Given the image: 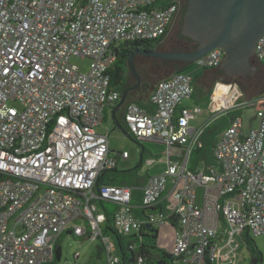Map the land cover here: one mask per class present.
I'll return each instance as SVG.
<instances>
[{
	"label": "built area",
	"instance_id": "1",
	"mask_svg": "<svg viewBox=\"0 0 264 264\" xmlns=\"http://www.w3.org/2000/svg\"><path fill=\"white\" fill-rule=\"evenodd\" d=\"M158 1L0 0V264H49L65 231L102 237L107 264H120L101 229L106 217L98 201L118 205L114 228L122 235L178 213L171 264H219L236 254L237 235L264 234V106L258 127L245 132L238 118L221 134L216 165L192 171L203 128L190 124L202 108L181 107L194 92L188 72L158 82L151 109L126 105L129 134L166 148V167L148 176L140 203H134L136 187L98 184L101 172L129 158L127 151L113 156L108 135L98 131L107 107L121 98L111 88L109 67L121 45L159 38L172 25L177 1ZM72 57L90 58L89 72ZM223 58L215 48L194 64L219 67ZM255 58L264 62V34ZM217 84L228 98L240 89ZM242 93L234 94L232 107ZM137 209L145 211L142 217ZM221 222L227 227L220 246Z\"/></svg>",
	"mask_w": 264,
	"mask_h": 264
},
{
	"label": "rangeland",
	"instance_id": "2",
	"mask_svg": "<svg viewBox=\"0 0 264 264\" xmlns=\"http://www.w3.org/2000/svg\"><path fill=\"white\" fill-rule=\"evenodd\" d=\"M178 28L179 26L177 23L171 25V29L166 37V40L160 49L170 50L174 45L183 46L182 43H174V40L172 39L175 38ZM192 46L193 45H191V47ZM137 56L135 61L137 62L138 69L142 73L141 80L144 82V85L146 84L147 86L149 84L150 87L152 86L150 90L142 91L144 92V95H148L159 80L168 76V68L157 58L144 55ZM71 62L77 65L83 73H87L90 70L91 59L88 57H72ZM251 63L254 64L252 60ZM197 68L198 67L195 64H192L187 70L192 75H195L198 73ZM261 74L264 75V70L256 75L251 74L245 77L235 76L229 79H220V82L232 83L233 85L237 84L243 93L242 95H239V97L237 95L238 99L235 106L232 107L231 104L234 100V95L232 100L228 101L226 105L223 103L225 110L219 111V114L222 115L223 112L226 114V112L230 110L239 108L241 110L239 115L243 120V128L245 132H249L251 128H256L259 125L257 112L258 109L264 105V102H257L258 99H261L260 97H264V91L261 92L264 90V80H260L259 77ZM218 80L219 79L214 80L212 77H200L197 80L198 86L195 88V92L192 94L193 96L188 98V100L186 99V102L190 103L189 108L192 109L194 105H199L202 108V112L196 115V118L192 120L193 123L196 121V126H198V122H200L204 116H206L207 119L212 116L209 112V107L205 106V103H207L208 99L211 98L210 95H214V93H216V97L213 102L214 108H218L224 99L228 100V96H225L227 92L221 91V88H219V85L217 84L219 83ZM139 89L140 87L137 91H139ZM240 89L236 88L234 92H238ZM11 104L20 107L18 102H11ZM226 106L230 108H226ZM107 108L106 117L104 118L101 126L98 127V131L108 135L113 156L124 151L129 153L128 159L120 157L118 160L116 170L120 171L118 173L119 179L123 181H132L139 180L141 178V180H143L150 174L163 171L166 166V148L160 143L137 141L134 138L128 137L122 129L116 126L112 117V108ZM124 125L127 129L126 123H124ZM142 155L143 161L142 164L139 165ZM173 158L178 159V156L174 155ZM135 167H137V169L133 174L123 175V171L130 170ZM192 167L193 163L190 160L189 168L192 169ZM197 167L203 170L205 169V164H199ZM170 187L171 183L169 182L168 189H170ZM104 204L109 210L117 209V206L114 203L105 202ZM97 209L98 212H104V208L101 203L97 204ZM84 224L87 226L88 222H84ZM103 226L104 225H102V229L104 228ZM226 227L227 226L224 222L220 223V236H222L218 239L220 246L224 244V240L226 239L224 234ZM103 233L106 238L114 242L115 246L111 252L115 255H119L118 238L116 235L112 231H103ZM156 239L158 248L165 249L173 256L175 255V228L170 225V222L160 225V235ZM58 243L62 249V256L60 259L55 257V264H107L108 252L104 248L101 249L104 245L102 237L84 239L83 237H78L68 231H65L60 235ZM234 243L239 244V247L235 250L236 254L232 257L224 258L219 264H250L251 259L254 256L262 257L263 261L261 264H264V234L254 235L251 233L248 235L244 232L242 237L239 235L235 237ZM225 253L226 251H224V254Z\"/></svg>",
	"mask_w": 264,
	"mask_h": 264
},
{
	"label": "trees",
	"instance_id": "3",
	"mask_svg": "<svg viewBox=\"0 0 264 264\" xmlns=\"http://www.w3.org/2000/svg\"><path fill=\"white\" fill-rule=\"evenodd\" d=\"M176 0H159L155 5H168ZM183 23V18L181 19L180 26H179V36L182 39H187L189 42H194L190 38H187L181 31ZM171 29V26L167 29L165 34H163L159 38H155L152 40H137L134 42H127L121 45L116 51V60L115 62L109 67V74L111 75V88L118 90L119 93L122 95V93L129 87L133 86L135 84L136 79L133 76L130 66H129V56L139 50H153V49H160L163 45V43L166 40V37ZM197 47V43L195 42L194 46L190 48L189 50H193ZM161 50V49H160ZM138 57V56H137ZM164 66L168 68V76L179 72H188V68L192 65L191 63L181 62V61H173V60H166L161 61ZM261 62L260 68L264 70V62ZM136 67L137 62L135 61ZM212 68L217 67H210V68H204L199 73L194 76V80L197 78L203 76V74H206L207 77H212L215 79H222V76H224V70H218L215 71ZM138 69V67H137ZM211 69V70H210ZM139 74L142 77L141 71L138 69ZM166 77V78H167ZM227 78V77H226ZM229 79V78H227ZM162 80V79H161ZM264 80V79H262ZM215 81V82H218ZM151 85V84H150ZM264 85V82H263ZM152 87V86H151ZM149 84L146 86V84L139 89V91H132L129 93L127 100L125 101L124 105L121 107L122 113L117 110L116 116L119 118V116L122 114L123 120H122V126L126 129L124 125V114L126 110V105L130 103L131 101H136L143 107H149V102L147 104H144L142 99L151 101V94L154 90L155 86L152 88V91L148 95H144L142 91L150 90L151 88ZM149 88V89H148ZM262 90L261 92H263ZM211 92V91H210ZM261 98V97H260ZM119 102V101H118ZM118 102L113 105L109 106L110 108L114 109L115 106L118 104ZM151 109V107H149ZM240 109L236 108L233 110L228 111L226 114L221 115L214 123L210 124L204 129V132L201 137V143L202 146H199L194 149V151L191 154L190 160L193 163L192 171H196L198 169L199 164H205V167L208 168L210 166L216 165V160L214 158L213 149L219 140L221 134L226 130L227 127H229L238 117L240 116ZM106 117V116H105ZM114 117V112H113ZM119 120V119H118ZM117 125V122L115 123ZM128 130V129H126ZM137 167L123 171V175L133 174ZM120 171L116 170L115 168L105 170L101 172L98 180V184H110V185H127L136 187L134 190V203H140L142 199V187H144L145 182L147 180L141 178L139 180H132V181H123L119 179V173ZM149 176V175H148ZM105 202L109 201H98V203H101L104 208L105 214V220L101 223V229L102 225H104L102 231H112L116 237L118 238V250L119 255L121 256V263L120 264H139V260L142 259L145 264H171L174 261V256L167 252L165 249H160L157 246V239L159 237L160 233V225H144L141 230L138 233L130 234V235H122L117 233V231L114 228V215L117 209L109 210L105 206ZM113 203V202H110ZM162 206V204L160 205ZM158 206V207H160ZM137 214L141 215V217L144 215V210L137 209ZM101 212V211H100ZM166 222H170V225L172 227L179 226V215L178 213H174L172 216L168 217ZM165 222V223H166ZM69 233L73 234V232L68 231ZM247 233V232H246ZM248 234V233H247ZM249 235V234H248ZM76 236V235H75ZM86 238H91V231H89L86 235L78 236ZM59 240V239H58ZM105 249V245L101 247V249ZM106 250V249H105ZM62 256V249L60 244L57 241L56 247H55V257L57 259H60ZM54 257V260H52L49 264H55L56 259ZM263 261L262 257L254 256L251 259L250 264H261Z\"/></svg>",
	"mask_w": 264,
	"mask_h": 264
},
{
	"label": "water",
	"instance_id": "4",
	"mask_svg": "<svg viewBox=\"0 0 264 264\" xmlns=\"http://www.w3.org/2000/svg\"><path fill=\"white\" fill-rule=\"evenodd\" d=\"M182 33L197 43L193 50H139L129 56V66L136 84L127 88L114 108L117 127L133 138L116 116L130 92L141 87V75L135 64L137 55L194 64L215 48H221L222 69L228 74H253L251 64L257 40L264 34V0H189ZM143 155L140 164H142Z\"/></svg>",
	"mask_w": 264,
	"mask_h": 264
},
{
	"label": "flooded vegetation",
	"instance_id": "5",
	"mask_svg": "<svg viewBox=\"0 0 264 264\" xmlns=\"http://www.w3.org/2000/svg\"><path fill=\"white\" fill-rule=\"evenodd\" d=\"M177 1V3H178V11L176 12V14H175V16H174V19H173V22H172V24H174V23H177V25L178 26H180V22H181V19L184 17V14L187 12V9H188V5H189V0H176ZM178 32H179V28H178V30H177V32H176V36H175V38H172L173 40H174V43H182L183 44V46L181 47V46H173V47H171V49L170 50H189L190 48H192L193 46H194V44H195V42H189L187 39H182V38H180V36H179V34H178ZM191 45H193L192 47H191ZM162 50V49H161ZM139 56V55H138ZM144 56H146V55H144ZM255 55H253L251 58V60H252V62L254 63V64H252V65H254L255 67H256V69L254 70V75H256V74H258V73H261L262 72V68H260V67H262L261 66V62L260 61H258L255 57H254ZM150 57V56H149ZM157 59H159V58H157ZM159 60H161V61H166V60H163V59H159ZM212 69H214L215 71H218V70H221L222 69V67H221V65L219 66V67H217V68H212ZM211 70V69H210ZM223 70V69H222ZM224 77L222 76V78H233V77H235V76H239V77H245V76H247V75H249V74H243V75H240V74H233V75H231V74H228V73H226L225 71H224ZM262 75V74H261ZM259 75V77H260V80H262V79H264V75ZM135 84H136V82H135ZM135 84H133V85H135ZM144 86V82L142 81V84H141V87H143ZM140 87V88H141ZM119 121H120V123L122 124V114L119 116Z\"/></svg>",
	"mask_w": 264,
	"mask_h": 264
},
{
	"label": "crops",
	"instance_id": "6",
	"mask_svg": "<svg viewBox=\"0 0 264 264\" xmlns=\"http://www.w3.org/2000/svg\"><path fill=\"white\" fill-rule=\"evenodd\" d=\"M255 55V54H254ZM201 70H203V69H199V68H197V71H198V73L201 71ZM188 73H190V72H188ZM172 76V75H171ZM170 76V77H171ZM194 76H196V74L195 75H193V87H194V92H195V88L198 86L197 85V80L200 78H197L196 80H194ZM203 76L205 77L206 76V74H203ZM202 77V76H201ZM207 77V76H206ZM168 78V77H167ZM164 79H166V78H164ZM163 80V79H162ZM161 80H159L158 82H160ZM157 82V83H158ZM156 83V84H157ZM156 86V85H155ZM194 92H193V94H194ZM243 92V91H242ZM209 93V92H208ZM193 96V95H192ZM192 96H190V97H192ZM190 97H188V98H190ZM211 97V98H210ZM210 99H208V101H207V103H205V106H207V107H209V112L212 114V116L210 117V118H208L207 119V117L206 116H204V118L200 121V122H198V126H196V121H195V123H193L192 122V120H194L195 118H196V115L193 117V118H191L190 119V124H191V126L192 127H194V128H196V129H199V128H203V132H204V129L207 127V126H209L210 124H212V123H214L219 117H221V114H219V111H222V110H220V107H221V105L218 107V108H214L213 107V102H214V100H215V97H216V93H214V95H210ZM263 97V96H262ZM261 97V98H262ZM188 98H185L184 99V101H183V103H182V105H181V107H189L190 106V103H187L186 102V99L188 100ZM142 101H143V103L144 104H147L148 102H149V107H151V103H150V101H148V100H145V99H142ZM131 102H136V101H131ZM148 105V104H147ZM195 106V105H194ZM197 106H199V105H197ZM264 106V105H263ZM149 107H147L146 106V108H149ZM200 107V106H199ZM201 108V107H200ZM108 109V108H107ZM106 109V110H107ZM150 109V108H149ZM106 110H105V115H106ZM119 111L122 113V110H121V108L119 109ZM113 112H114V109H112V117H113ZM202 112V111H201ZM200 112V113H201ZM199 113V114H200ZM227 113V112H226ZM198 115V114H197ZM222 115H224V112H223V114ZM105 118V117H104ZM118 118V117H117ZM238 118H240L241 120H242V118L239 116ZM113 120H114V117H113ZM122 120H123V117H122ZM115 121V120H114ZM243 121V120H242ZM115 123H116V121H115ZM124 123H125V121H124ZM117 126V125H116ZM128 131V130H127ZM203 134V133H202ZM201 137H202V135H201ZM165 162H166V160H165ZM166 167V166H165ZM160 172V171H159ZM175 228V227H174ZM176 229H177V227L175 228V232H176ZM159 235H160V233H159Z\"/></svg>",
	"mask_w": 264,
	"mask_h": 264
},
{
	"label": "bare ground",
	"instance_id": "7",
	"mask_svg": "<svg viewBox=\"0 0 264 264\" xmlns=\"http://www.w3.org/2000/svg\"><path fill=\"white\" fill-rule=\"evenodd\" d=\"M235 93H237V92H232V94H231L232 97H229L228 100L224 99V100L220 103V105H222L223 103L226 104L228 101H231L232 98H233V95H234Z\"/></svg>",
	"mask_w": 264,
	"mask_h": 264
}]
</instances>
